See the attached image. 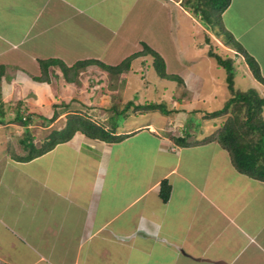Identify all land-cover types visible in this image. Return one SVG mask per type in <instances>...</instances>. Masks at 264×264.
I'll return each instance as SVG.
<instances>
[{
    "label": "crops",
    "instance_id": "0c3cea01",
    "mask_svg": "<svg viewBox=\"0 0 264 264\" xmlns=\"http://www.w3.org/2000/svg\"><path fill=\"white\" fill-rule=\"evenodd\" d=\"M172 1L0 0V49L4 48L0 63L7 64L3 81L9 82L10 69L21 71V47L29 37L38 49H23L35 64L30 71L27 68L29 73L23 71L28 75L40 74L36 57L59 56L68 64L95 58L115 65L139 50L142 40L160 52L151 33L160 31L169 39L174 36V15L179 21L177 30L181 21L191 16L183 6L184 11L177 10V1ZM233 5H247L260 15L243 19L249 26L241 32L227 26L235 38H242L258 25L259 37L255 38L260 47L245 49L256 58L264 76V0H232L227 9ZM129 9V17L135 19L126 25L121 14ZM9 31L18 34L10 38L4 33ZM102 38V52L78 50L74 58H65L63 41ZM117 39H122V54L121 46H114ZM14 49L20 50L18 58L10 54ZM142 59H136L130 71L118 74L120 78L137 73ZM165 62L166 72L179 73ZM89 68L80 74L88 72L94 77L87 96L97 101L89 104L74 93H59L62 96L56 102L71 103L72 109L78 101L81 107L74 109L109 126L113 111L110 114L102 106L116 104L108 94L110 80H102L107 74L101 67ZM179 71L188 87L191 81H187L185 70ZM118 75L111 74V79ZM154 80L160 86V80ZM212 90L216 91V86ZM212 90L209 95H214ZM156 93L150 92L152 101L162 98ZM191 98L181 90L171 91L172 103L176 106L179 100L175 110L193 104ZM129 99L124 96L119 104L125 105ZM194 108L197 106L190 107ZM49 110L45 113L51 116L54 108ZM67 111L62 108L56 121ZM144 113L152 117L140 122L135 118V124L130 119L118 128L117 134L123 135L119 141L94 139L77 131L70 140L28 161L15 159L8 150L0 155V162L5 159L0 165V264H88L84 255L91 249L98 252L103 264H264V181L238 171L230 156V160L223 159L215 128L200 130L202 136L197 129L183 128L191 112L172 111L168 124L156 110L132 112L136 117ZM176 119L183 123H174ZM177 126L178 132L170 131ZM20 128L13 122L0 124L4 138L13 133L20 136ZM179 136L185 137V142L176 141L174 137ZM163 179L172 185L166 202L159 195Z\"/></svg>",
    "mask_w": 264,
    "mask_h": 264
},
{
    "label": "rangeland",
    "instance_id": "374dc122",
    "mask_svg": "<svg viewBox=\"0 0 264 264\" xmlns=\"http://www.w3.org/2000/svg\"><path fill=\"white\" fill-rule=\"evenodd\" d=\"M175 1H177V4H175ZM181 1H183L184 4L189 3V2L187 3L186 0H174L172 2L175 4L176 6L175 8L177 10L184 11L183 9H185V11H187L191 16H189L190 19H187L186 21H181L182 25L180 27V30H177L179 21L176 18L177 15H174V18H173L174 19L173 20L174 36H172L173 30L171 31V34H170L172 37H170L169 39H166V37L164 36L165 34L163 32L159 31L158 33H155V32L151 33L153 34L152 43L155 40L153 44H156L157 48H161L162 51L160 50L159 51L161 52L162 56H164L165 58L164 60L167 61L168 68L172 70L174 68H177V71L180 74L177 72H167V73L170 76L179 75L181 77V80L161 78L158 75V73L155 71V69L153 70L151 67L147 65L148 63L146 62V58L149 61L153 60V57L150 54L142 55L141 57L143 58L142 67L137 69L138 70L137 73H132V74L129 73L131 74L130 76L126 74L125 78L124 77L120 78L121 76L118 75L119 77L115 76V78L111 79V74L105 71L107 76L102 78V80H104L105 83H107V80H110V83L108 84L109 85L108 89L110 90V93L108 92L107 93L110 94L111 97L113 98L111 100V97H110V100L112 102H115L116 104H111V105L103 104L102 108L105 110L107 109L108 113L110 114L113 111L112 120L115 123H118V128H122L123 125L127 123L130 119H131L130 123L135 124V118L138 120V122H140V121H145L146 119H148V117H152V114L149 113L152 110L139 109V112L146 111L149 114L144 113L143 115L140 114L137 117L134 114H135V111L138 112L137 110L138 108H141L138 106H141L142 104L147 103V102H144L143 97L146 96L147 98L151 99L152 94H150V92L152 91L154 92V90L157 92L155 95L160 94L162 96V98L158 102H161L164 105L165 103H167V109H172L171 112L179 111L185 114L186 112H191L190 117L187 120L188 122L187 124H185L186 126H182L183 128L190 130V131H194V129H197V133H200V135L202 136L200 130L204 129L205 132H208V131H212L214 128L216 129L217 126H219V122L222 118H218V117L217 118L215 117L205 118L204 113L206 110L214 111V110L221 108L224 105L225 101L231 96V93H230V89L228 88V85L226 82L227 73L225 72V68L218 63L216 58L209 55L208 50L211 48V45L214 44L213 48L217 49L218 52L219 51L227 52V53L221 52L222 54L229 55L228 51H231V48L233 49L232 51H236L232 45L224 43L223 38L225 37V35H221L218 32L219 31L221 32L222 28L224 27L225 31L228 30L226 33L227 35L230 33H233L232 30L230 31V29H228V26L234 31L241 32V30L244 27L249 26V24L244 22L243 19L244 20L247 19L248 15H250L249 16L250 18L253 16L259 18L260 15L253 13L251 9L249 8V6L247 5L246 6L239 5V7H237L236 5H233L231 6V9H235L236 12L231 9H227L225 15L223 14V16H221L222 21L218 15L216 14L212 15L210 25L211 27L213 26L214 28L213 30L204 23V21L202 20L199 14L195 16L193 11H191V7L194 4V0L193 1L191 0V4L190 5L188 4V6H184ZM181 6H183L184 8L182 9ZM240 12H241V15H240ZM129 16H130V9L129 11H126L125 14L124 13L121 14L122 20L125 19L126 21H128L126 25H128L130 21L135 19V17L131 18ZM6 26L8 27V24H6ZM254 26L257 28L251 31V35L244 34L242 38H235V36L233 35L234 41L241 43V45H243L244 48L249 47L253 50H257V48L260 47V43L258 42L259 39L255 38V37H259V34L257 33L258 25L255 24ZM123 31L126 32L125 30ZM9 32L10 33L8 32H4V33L9 35L10 38H14L15 35L18 34L17 32H13V31H9ZM206 35H211L214 38V41L208 43L205 40ZM142 41L143 43L147 42V40L146 42L144 40ZM64 42L65 41H63L65 48L63 51H64V54H66L65 55L66 59L74 58V56H76V51L78 52V50L79 51L80 50L90 51V53L92 54L100 53V51L102 52L104 50V44H105V41L103 38L94 40V41H82V40L73 41L72 40V41H67L65 43ZM217 44L218 46H215ZM116 45L121 46L120 54H122L123 48H124L122 39H117L114 43V46ZM26 46L28 49L29 48L30 49L32 48L35 50L38 49L37 47L35 48L33 37H29L26 40V43L23 44L21 49L23 48L26 50ZM131 46H132L131 44H127V47L131 48ZM199 47L201 49V53H199L200 52ZM23 49L21 50V71L16 70V69H10L9 75L7 76V80L9 82L3 81V84H1L0 119L8 120L9 118H12V117L14 118V115H16L17 110H18L17 104L21 102L23 104L21 108L22 110H20L21 113L26 114L25 107H28L31 111H37L40 114L43 121L45 120L47 122L46 118L49 117V115L47 114L48 113L47 111L49 110L48 106L51 107V104L53 102L57 103L56 101L59 100L58 96H62L59 93H63V95L67 94V96L74 93L75 95H78V97L89 101V104L97 101L94 99H88V96H87V94L91 93V91L89 90V88L91 87L89 85L91 81L95 80L94 77L93 78L90 77L91 75L88 72L84 74H80L83 70L90 69L89 67L81 70V72L79 73L80 77L79 76L77 77L76 83L68 82L64 78V75L58 66H54L50 68L52 71L55 72V75L51 76L52 79L50 82L32 81L29 75L32 77L33 74L30 73L28 75L26 73H23V71L24 70L26 71L27 68L28 70L33 69L35 67V64L33 63L32 58L24 54ZM137 49H139L137 51H141L143 49V45L139 44ZM227 49H230V50H227ZM19 51H20L19 49H14V51L10 54L11 56H15L17 55ZM51 57H57L63 60V58L59 56H51ZM150 57L152 59H150ZM17 58H18V55H17ZM36 58L37 59H35L36 60L35 63L38 66L39 57H36ZM43 58H50V57H43ZM25 61H28L27 63H25L28 67L24 63H22ZM63 61L65 62V60ZM14 62L15 61H13V64H17L16 62L15 63ZM65 63L67 65L73 64L71 62L69 64L67 62ZM135 67L136 66H134V68ZM36 69H39L40 74L42 73L40 64H39V67ZM180 69L185 70L184 73H186L187 81H191L189 82L188 87L185 84V79H184V76H182V71H179ZM260 69H261V66H260ZM237 71L238 73H236V76L237 78L238 77L240 78L236 80V84L238 86L242 85V82H244V84H247L246 85L247 88H255L261 97L264 96V86L259 84L260 83L259 80H255L254 78H252L253 76L250 77L249 70L244 71L242 67L238 66ZM89 72H92L93 74L99 73L97 71H89ZM244 73L246 74V76H244ZM12 78H16V79L12 82L11 81ZM154 79H157V81L160 80V86H159V82H156ZM172 81H175L176 84H174ZM202 82H203V85H202ZM43 83H46V87H43ZM163 84H165V86L162 88L161 86ZM11 85L12 87H10ZM108 85H105V88H107ZM214 86H216V91L212 90ZM256 87H258L260 90ZM243 88H240V89H243ZM178 90H181L187 93L188 96L192 97L191 100L194 103L189 104L188 107L186 108L182 107L180 110H177V109L175 110L174 108L177 107L178 105L177 102H179V100L176 102V106H175V103L174 104L172 103L170 96H171V91L177 92ZM211 90H212V93L213 91L215 92L213 93L214 95H209ZM56 92L57 94H55ZM124 96L126 99L130 98L129 101L130 100L133 101V104H130L127 102L125 105H120L119 102ZM107 98L109 99V96ZM148 101L150 102L152 101V99ZM70 106H72L71 103H70ZM70 106L69 108H66V110L74 111L76 110L74 109L75 107H79V108L81 107L78 101L73 103L72 109ZM194 106H197V108H194L193 110H191L190 107H194ZM38 107L41 109H38ZM51 109L53 111V108ZM103 112L104 111H102V113ZM132 112L134 114H132ZM156 112H161L160 114L161 116L163 115V119L165 121L172 118L171 112H164L160 110H156ZM99 113L101 112L99 111ZM85 114L89 115L87 112ZM66 119H67V116L65 114L62 119L58 121H56L57 120L56 119L53 121V124L51 122L49 125H46V126H43L42 125L43 121L39 119L41 120L42 124L40 123V124H35L32 126L34 130L32 132L33 133L32 137H33V142L35 143V145L40 148L42 141L49 135V132H51V130L53 129H59L63 127L66 123ZM36 122L39 123L40 121L39 122L36 121ZM168 123L169 122L167 121V124ZM174 123H183V122H181L179 119H176ZM128 126H131V125H128ZM45 127H48V128H45ZM172 127H174V125ZM20 129H21L20 136L22 137L24 135V127L21 126ZM179 130H180V126H177L175 127L174 131L173 130H170V131L178 132ZM1 131L2 130H0V152H1L0 155L2 153H6L5 152L6 150L9 151L8 154L28 153V151L30 150V147L29 146L26 147L24 143H21L20 141H18V138L20 136H17L15 135V133H13L12 135L7 134L4 138V135ZM221 154L222 156L224 155V158H223L224 160L231 159V158L229 159L230 154L226 149L224 150L223 148L221 151ZM4 161L5 159L2 158L0 165ZM184 167L185 165L183 166V168ZM1 168L2 167H0V169ZM5 184H9V183L5 181ZM88 253L84 255L85 260L86 261L88 260V264H103V262L101 261L102 259L101 258L99 259V254L97 251L95 250L92 251L91 249ZM112 264H115V261Z\"/></svg>",
    "mask_w": 264,
    "mask_h": 264
},
{
    "label": "trees",
    "instance_id": "16d2710c",
    "mask_svg": "<svg viewBox=\"0 0 264 264\" xmlns=\"http://www.w3.org/2000/svg\"><path fill=\"white\" fill-rule=\"evenodd\" d=\"M193 1V0H192ZM232 0H194V4L191 7V11L196 15H200L202 20L209 28L211 27V17L216 14L221 18L223 12L229 7ZM183 3V1H181ZM190 5L191 0H186ZM184 4V6H188ZM194 7V8H193ZM193 9V10H192ZM221 35H225L223 38L225 44L232 45L236 51H219L214 49V44L208 50L209 55L217 59L218 63L225 68L226 82L230 89L231 96L225 101L224 105L214 111L206 110L204 113L205 118H222L219 122V126L216 128L214 134L215 139L220 145L227 149L233 165L236 169L242 173H245L253 178L264 181V96H260L255 88H243L242 85H237L238 80L236 73L237 67H242L245 70H251L255 80L264 86V76L261 73L259 63L239 42H235L233 35L226 34L227 31L222 28ZM225 33V34H224ZM208 43L213 42L214 38L211 35H206L205 39ZM215 46H218L215 45ZM221 48V47H220ZM230 50V49H227ZM150 54L153 60L150 62L146 59L147 65L152 66L158 75L164 79H179V75H169L166 72V63L156 49L152 48L149 44L143 43V49L127 56L118 64H107L100 59L89 58L77 60L72 65H67L62 59L57 57L39 58V64L41 67L40 75H33L32 79L39 82H50L51 76L55 75V72L50 68L58 66L64 78L68 82H76L77 77L80 75L81 70L91 66L97 65L103 70L111 74H122L132 69L133 62L136 59L142 57V55ZM6 63H0V89L3 78L6 73ZM244 76L246 74L244 73ZM243 88V89H240ZM128 103L133 104V101ZM23 104L19 102L17 104V113L9 120L0 119V124L7 122L17 123L24 127V135L19 139L25 146H29L28 153L18 154L12 153L11 155L21 161H28L37 156H40L47 151L51 150L56 144L70 140L77 131H81L88 137L94 139H102L109 142L119 141L123 138V135L117 134L118 123L110 120L109 126L103 123H98L93 120L89 115L78 111L68 110L66 113L67 119L63 127L59 129H53L49 132V135L42 141L41 147H37L33 142V125L40 124L41 118L37 111H31L28 107H25L26 114L21 113ZM70 103L66 101L60 103H54V111L51 116L47 117L43 121V126L53 123L60 116V110L69 108ZM59 107V108H58ZM62 107V108H61ZM142 110H160L164 112H171L172 109H167V103L165 105L158 101H148L141 106H138ZM230 112V113H229ZM227 116V117H226ZM45 117V116H44ZM41 119V120H39ZM36 121H40L37 123ZM176 141L181 142L186 140L185 137H174ZM24 146V147H25ZM172 185L169 179H163L160 183L159 195L163 201L169 200L171 195Z\"/></svg>",
    "mask_w": 264,
    "mask_h": 264
},
{
    "label": "clouds",
    "instance_id": "9594fccd",
    "mask_svg": "<svg viewBox=\"0 0 264 264\" xmlns=\"http://www.w3.org/2000/svg\"><path fill=\"white\" fill-rule=\"evenodd\" d=\"M137 52V51H136ZM135 53V52H134Z\"/></svg>",
    "mask_w": 264,
    "mask_h": 264
}]
</instances>
